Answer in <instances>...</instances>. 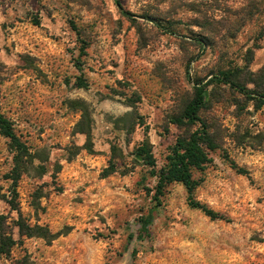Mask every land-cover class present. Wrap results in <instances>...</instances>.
<instances>
[{"label": "rangeland", "instance_id": "obj_1", "mask_svg": "<svg viewBox=\"0 0 264 264\" xmlns=\"http://www.w3.org/2000/svg\"><path fill=\"white\" fill-rule=\"evenodd\" d=\"M118 1L136 18L116 0H0V111L28 149L17 209L0 196V235L16 240L0 264H264V103L208 85L218 148L194 197L221 218L172 182L141 234L156 178L135 155L148 141L159 168L194 129L173 122L194 80L223 70L264 90V4L250 17L247 0ZM17 154L0 132L8 196ZM19 212L54 238L21 236Z\"/></svg>", "mask_w": 264, "mask_h": 264}, {"label": "trees", "instance_id": "obj_2", "mask_svg": "<svg viewBox=\"0 0 264 264\" xmlns=\"http://www.w3.org/2000/svg\"><path fill=\"white\" fill-rule=\"evenodd\" d=\"M247 2L249 11L246 15L250 17H253L255 13H258L260 11V5L262 3L264 4V0H247ZM116 3L124 16L130 19L136 18V15L133 12L123 9L118 0H116ZM148 19L153 21L158 27L165 28V26L155 18L148 17ZM200 44L204 47L205 41L201 40ZM212 82L228 84L232 88L240 91L246 97L264 103V90L258 91L245 84H240L232 78V74L229 71L221 70L206 82L201 79L194 80L192 98L185 105L181 114L173 118L174 123L178 125H191L194 126V129L177 137L166 157L165 164L159 168L156 167V158L152 152L150 143L146 140H144L135 151L136 158L142 160L145 165L149 166L151 168V176L156 178V184L154 187L155 192L153 195L154 206L145 216L140 218L139 231L141 234L148 235L149 226L154 219V212L162 203L161 197L163 196L165 188L172 182H181L185 186L188 193V203L191 207L203 211L211 218L222 217L218 212L194 197V191L201 181L194 177V170H203L206 165L212 161L210 152L218 148L207 122L200 116V111L206 104L208 85ZM85 85L84 82H81L79 86L83 87ZM0 132L11 140L12 146L18 153L15 156L14 167L9 173L5 174V178L11 180L10 185L7 188V191L10 194L8 196L6 193H1L2 187L0 186V196L5 198L13 209H17V186L22 173L21 164H19V157L27 156L28 149L15 132L11 120L1 111ZM232 166L237 168L239 172L247 173L243 168H238L234 162H232ZM2 217L3 216H1L0 219ZM17 226L21 236L31 237L37 235L46 238H54V234L51 233L48 228H44L37 223L33 225L30 224L28 220L23 217L21 212H19ZM15 243L16 240L12 235H6V233L2 232L0 235V258L3 254L8 253Z\"/></svg>", "mask_w": 264, "mask_h": 264}]
</instances>
